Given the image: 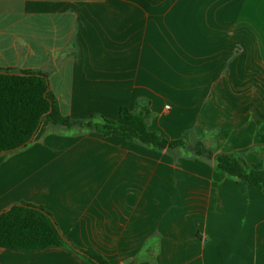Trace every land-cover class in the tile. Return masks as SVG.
Returning <instances> with one entry per match:
<instances>
[{"label": "crops", "instance_id": "crops-1", "mask_svg": "<svg viewBox=\"0 0 264 264\" xmlns=\"http://www.w3.org/2000/svg\"><path fill=\"white\" fill-rule=\"evenodd\" d=\"M263 26L264 0H0V69L46 75L72 120L146 107L151 131L264 166ZM22 202L110 264H264V190L183 148L44 118L0 155V213ZM0 264L89 263L53 246Z\"/></svg>", "mask_w": 264, "mask_h": 264}, {"label": "trees", "instance_id": "trees-1", "mask_svg": "<svg viewBox=\"0 0 264 264\" xmlns=\"http://www.w3.org/2000/svg\"><path fill=\"white\" fill-rule=\"evenodd\" d=\"M0 72V155L27 146L46 118L53 125L68 128L86 127L105 137L119 136L128 142H139L154 150L190 146L186 137L170 140L149 129L150 111L146 107L131 111L120 108L118 120L105 119L102 123L76 121L63 116L54 96L49 91L46 75L11 70ZM197 156L207 157L229 177L258 190H264V166H249L242 158L231 154H213L202 143L193 148ZM68 247L89 264H110L94 250L76 248L60 232L52 215L41 206L22 202L14 204L0 216V247L13 250H41L48 247Z\"/></svg>", "mask_w": 264, "mask_h": 264}, {"label": "rangeland", "instance_id": "rangeland-1", "mask_svg": "<svg viewBox=\"0 0 264 264\" xmlns=\"http://www.w3.org/2000/svg\"><path fill=\"white\" fill-rule=\"evenodd\" d=\"M258 27L259 26H255V29H256V38L258 37ZM264 27V26H263ZM188 142V144H189V146H190V148L189 149H185V151L186 152H191V154L192 155H194V156H196L197 157V155L194 153V151H193V148L196 146V145H198V144H200V143H197V144H195V145H193V144H190V142L189 141H187ZM204 147H205V145L204 144H202ZM205 148H207V147H205ZM208 149V148H207ZM210 152H212L213 154H216L215 153V151L213 150H210V149H208ZM198 157H200L201 158V160H203V161H205V162H207V163H209L210 165H215V162L212 160V159H209V158H207V157H201V156H198ZM216 166V165H215Z\"/></svg>", "mask_w": 264, "mask_h": 264}, {"label": "water", "instance_id": "water-1", "mask_svg": "<svg viewBox=\"0 0 264 264\" xmlns=\"http://www.w3.org/2000/svg\"><path fill=\"white\" fill-rule=\"evenodd\" d=\"M1 73H6V72H4V71H0ZM12 74H14V75H21L20 73H17V72H13ZM11 208V207H10ZM10 208L9 209H7L6 211H9L10 210ZM6 211H4V212H1L0 213V216L3 214V213H5Z\"/></svg>", "mask_w": 264, "mask_h": 264}]
</instances>
